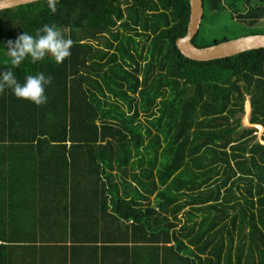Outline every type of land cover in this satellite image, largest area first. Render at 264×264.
<instances>
[{
  "label": "trees",
  "instance_id": "obj_1",
  "mask_svg": "<svg viewBox=\"0 0 264 264\" xmlns=\"http://www.w3.org/2000/svg\"><path fill=\"white\" fill-rule=\"evenodd\" d=\"M190 16V0H58L55 12L47 0L1 11L0 71L12 67L3 45L23 31L54 24L73 45L62 63L49 55L13 69L21 82L39 72L53 79L44 105L0 94V141L26 130L27 139H55L44 127L59 120L71 194L75 161L86 158L83 179L104 219L96 242L126 243L128 264H264V146L238 118L250 97L264 141V50L187 59L177 41ZM70 239L72 249L79 239Z\"/></svg>",
  "mask_w": 264,
  "mask_h": 264
},
{
  "label": "crops",
  "instance_id": "obj_2",
  "mask_svg": "<svg viewBox=\"0 0 264 264\" xmlns=\"http://www.w3.org/2000/svg\"><path fill=\"white\" fill-rule=\"evenodd\" d=\"M44 128L55 139H27L26 130L0 141V245L8 264H128L126 243L96 242L104 219L83 179L87 159L75 161L71 194L59 120ZM71 234L79 239L72 249Z\"/></svg>",
  "mask_w": 264,
  "mask_h": 264
},
{
  "label": "clouds",
  "instance_id": "obj_3",
  "mask_svg": "<svg viewBox=\"0 0 264 264\" xmlns=\"http://www.w3.org/2000/svg\"><path fill=\"white\" fill-rule=\"evenodd\" d=\"M57 3L58 0H48V7L52 12L56 11ZM72 45V39L54 24H44L34 35L23 31L15 40L7 41V45L3 47L12 67L0 71V94L8 89L19 99L31 101L38 106L46 104L48 97L45 89L51 84L53 77L39 72L25 76L21 82L13 69L29 58L32 63H36L49 55L57 64L62 63L71 55Z\"/></svg>",
  "mask_w": 264,
  "mask_h": 264
},
{
  "label": "water",
  "instance_id": "obj_4",
  "mask_svg": "<svg viewBox=\"0 0 264 264\" xmlns=\"http://www.w3.org/2000/svg\"><path fill=\"white\" fill-rule=\"evenodd\" d=\"M42 1L47 0H0V12ZM190 5L191 16L188 34L186 37L177 41V48L187 59L196 62H210L231 58L250 51L264 50V34L245 36L239 39L224 42V44L213 45L205 49L196 48L193 41L201 27L203 2L202 0H190ZM250 125L251 126H249V128H257V124L250 123ZM260 143L264 146V141L261 140Z\"/></svg>",
  "mask_w": 264,
  "mask_h": 264
},
{
  "label": "flooded vegetation",
  "instance_id": "obj_5",
  "mask_svg": "<svg viewBox=\"0 0 264 264\" xmlns=\"http://www.w3.org/2000/svg\"><path fill=\"white\" fill-rule=\"evenodd\" d=\"M202 2L203 17L196 37L203 32L205 27L209 28V31H206L207 35H209L207 40L202 41L200 45H197L196 42V47L207 44L215 45L221 39L229 38L230 35H227L228 31H223L224 28H227L223 25L224 22H221V18L224 17L230 18L234 25L245 26L248 29L263 32L264 34V0H202ZM216 3H218L219 8L215 10L216 14L212 16V7ZM245 36H250V34H246L243 37Z\"/></svg>",
  "mask_w": 264,
  "mask_h": 264
},
{
  "label": "rangeland",
  "instance_id": "obj_6",
  "mask_svg": "<svg viewBox=\"0 0 264 264\" xmlns=\"http://www.w3.org/2000/svg\"><path fill=\"white\" fill-rule=\"evenodd\" d=\"M221 22H224V26L227 27V28H224V30H227L228 33L227 35L229 36L230 39H237L236 37H239V36H244L246 34H250V35H255L257 34V31L256 30H253V29H248L246 28L245 26H237V25H234L233 22H231L230 18H221ZM212 27V26H211ZM221 27V26H219ZM206 31H209V28L205 27L203 32H206ZM203 32H201L197 39H196V42H197V45H200L202 41H204L205 39L203 38L204 37V34ZM234 32V33H233ZM233 33V34H232ZM203 35V36H202ZM205 44V42H204ZM251 99L250 97L247 98V101L245 103V112L242 113V114H239L238 115V118L241 120V123L244 127H249L251 126L250 125V118H251V112H252V109H251ZM248 107L250 108V110H248ZM246 118H248L249 122L247 123L246 122ZM253 129H257L258 132H257V135H258V140L259 142H261L262 140V135H263V129H260V128H253ZM263 141V140H262Z\"/></svg>",
  "mask_w": 264,
  "mask_h": 264
},
{
  "label": "bare ground",
  "instance_id": "obj_7",
  "mask_svg": "<svg viewBox=\"0 0 264 264\" xmlns=\"http://www.w3.org/2000/svg\"><path fill=\"white\" fill-rule=\"evenodd\" d=\"M248 110H250V108H249V107H248ZM246 122H247V123L249 122L248 118H246ZM256 127H257V128H260V129H262V128H263L261 125H256Z\"/></svg>",
  "mask_w": 264,
  "mask_h": 264
}]
</instances>
